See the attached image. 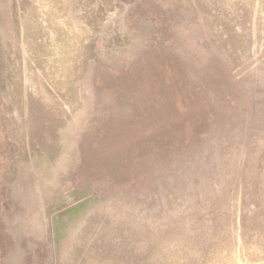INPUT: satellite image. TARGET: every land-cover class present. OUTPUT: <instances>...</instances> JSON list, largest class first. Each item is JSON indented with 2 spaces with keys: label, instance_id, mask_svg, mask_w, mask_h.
<instances>
[{
  "label": "rangeland",
  "instance_id": "obj_1",
  "mask_svg": "<svg viewBox=\"0 0 264 264\" xmlns=\"http://www.w3.org/2000/svg\"><path fill=\"white\" fill-rule=\"evenodd\" d=\"M0 264H264V0H0Z\"/></svg>",
  "mask_w": 264,
  "mask_h": 264
}]
</instances>
